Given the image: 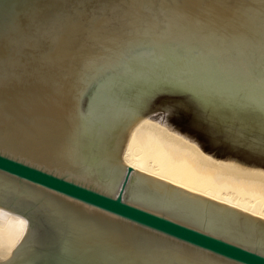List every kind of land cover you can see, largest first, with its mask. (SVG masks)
Masks as SVG:
<instances>
[{
    "label": "water",
    "instance_id": "1",
    "mask_svg": "<svg viewBox=\"0 0 264 264\" xmlns=\"http://www.w3.org/2000/svg\"><path fill=\"white\" fill-rule=\"evenodd\" d=\"M261 87L264 0H0V264H264Z\"/></svg>",
    "mask_w": 264,
    "mask_h": 264
},
{
    "label": "snow or ice",
    "instance_id": "2",
    "mask_svg": "<svg viewBox=\"0 0 264 264\" xmlns=\"http://www.w3.org/2000/svg\"><path fill=\"white\" fill-rule=\"evenodd\" d=\"M209 70L217 73L224 81L231 82L238 79L242 74L246 75L249 80L253 79L256 75L255 71L250 70L249 66L245 63L243 57L238 59V62L234 65H228L223 60L219 64L207 66ZM224 87L228 89V85H217L215 82L209 83L200 78H194L189 84L181 86V89L195 90L199 95L195 97H188L190 100H194L199 103H204L209 97L215 95L217 87ZM172 89H165L159 92L160 96H168L172 94ZM157 93L154 92L150 99L155 100ZM260 99L262 101L261 107L264 108V87L260 89ZM167 111V110H166Z\"/></svg>",
    "mask_w": 264,
    "mask_h": 264
}]
</instances>
